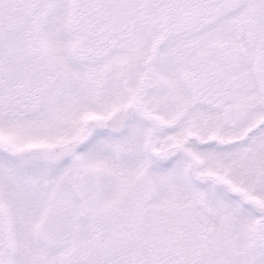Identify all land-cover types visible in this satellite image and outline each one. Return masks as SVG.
Returning a JSON list of instances; mask_svg holds the SVG:
<instances>
[{
    "label": "snow or ice",
    "instance_id": "6c2138e0",
    "mask_svg": "<svg viewBox=\"0 0 264 264\" xmlns=\"http://www.w3.org/2000/svg\"><path fill=\"white\" fill-rule=\"evenodd\" d=\"M0 264H264V0H0Z\"/></svg>",
    "mask_w": 264,
    "mask_h": 264
}]
</instances>
